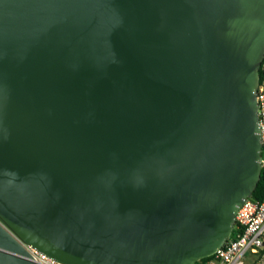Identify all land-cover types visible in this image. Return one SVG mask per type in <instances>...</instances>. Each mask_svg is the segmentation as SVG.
Segmentation results:
<instances>
[{
    "label": "water",
    "instance_id": "95a60500",
    "mask_svg": "<svg viewBox=\"0 0 264 264\" xmlns=\"http://www.w3.org/2000/svg\"><path fill=\"white\" fill-rule=\"evenodd\" d=\"M264 0H0V264H197L262 173Z\"/></svg>",
    "mask_w": 264,
    "mask_h": 264
},
{
    "label": "built area",
    "instance_id": "2783aa9c",
    "mask_svg": "<svg viewBox=\"0 0 264 264\" xmlns=\"http://www.w3.org/2000/svg\"><path fill=\"white\" fill-rule=\"evenodd\" d=\"M259 104V126L262 144L261 165L264 169V82L259 85L257 92ZM31 260L37 264H64L26 245ZM248 254L261 256L264 262V202L247 199L239 207L236 224L231 239L219 249L212 259L203 264H245Z\"/></svg>",
    "mask_w": 264,
    "mask_h": 264
},
{
    "label": "trees",
    "instance_id": "16d2710c",
    "mask_svg": "<svg viewBox=\"0 0 264 264\" xmlns=\"http://www.w3.org/2000/svg\"><path fill=\"white\" fill-rule=\"evenodd\" d=\"M259 73H260V85H261L264 82V61H263V64H262V67H261ZM252 199L254 201L264 202V169H262L261 179L259 181V184H258L254 194L252 195ZM212 258L213 257L203 259L200 262H198L197 264H203Z\"/></svg>",
    "mask_w": 264,
    "mask_h": 264
},
{
    "label": "rangeland",
    "instance_id": "374dc122",
    "mask_svg": "<svg viewBox=\"0 0 264 264\" xmlns=\"http://www.w3.org/2000/svg\"><path fill=\"white\" fill-rule=\"evenodd\" d=\"M251 254H248L246 259H248L250 257ZM245 264H264V262L261 260V256L259 257H252L250 260H245Z\"/></svg>",
    "mask_w": 264,
    "mask_h": 264
},
{
    "label": "crops",
    "instance_id": "0c3cea01",
    "mask_svg": "<svg viewBox=\"0 0 264 264\" xmlns=\"http://www.w3.org/2000/svg\"><path fill=\"white\" fill-rule=\"evenodd\" d=\"M252 257H254V255H250V257L248 259H246V262H247V260H250Z\"/></svg>",
    "mask_w": 264,
    "mask_h": 264
}]
</instances>
